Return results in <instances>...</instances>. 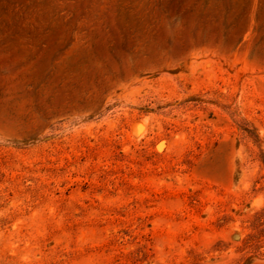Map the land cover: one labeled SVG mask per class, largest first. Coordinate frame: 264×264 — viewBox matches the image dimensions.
Segmentation results:
<instances>
[{"label":"rangeland","instance_id":"374dc122","mask_svg":"<svg viewBox=\"0 0 264 264\" xmlns=\"http://www.w3.org/2000/svg\"><path fill=\"white\" fill-rule=\"evenodd\" d=\"M0 264H264V0H0Z\"/></svg>","mask_w":264,"mask_h":264}]
</instances>
